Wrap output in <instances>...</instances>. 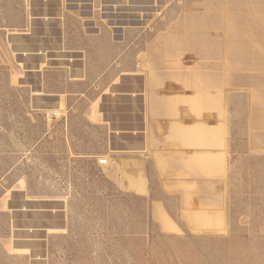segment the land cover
<instances>
[{
    "label": "crops",
    "instance_id": "obj_1",
    "mask_svg": "<svg viewBox=\"0 0 264 264\" xmlns=\"http://www.w3.org/2000/svg\"><path fill=\"white\" fill-rule=\"evenodd\" d=\"M166 3L114 22L95 10L50 14L59 31L28 68L33 143L48 135L122 190H160L199 230L196 201L229 198L236 155L264 158V0Z\"/></svg>",
    "mask_w": 264,
    "mask_h": 264
},
{
    "label": "rangeland",
    "instance_id": "obj_2",
    "mask_svg": "<svg viewBox=\"0 0 264 264\" xmlns=\"http://www.w3.org/2000/svg\"><path fill=\"white\" fill-rule=\"evenodd\" d=\"M164 1L178 0H0V264H264V158L236 155L229 198L196 201L194 230L189 209L178 214L160 190H122L91 160L55 151L48 135L33 143L28 68L56 38L50 19L77 9L114 22Z\"/></svg>",
    "mask_w": 264,
    "mask_h": 264
},
{
    "label": "built area",
    "instance_id": "obj_3",
    "mask_svg": "<svg viewBox=\"0 0 264 264\" xmlns=\"http://www.w3.org/2000/svg\"><path fill=\"white\" fill-rule=\"evenodd\" d=\"M98 162L102 163V164H105V163H107V159L102 157V158L98 159Z\"/></svg>",
    "mask_w": 264,
    "mask_h": 264
}]
</instances>
